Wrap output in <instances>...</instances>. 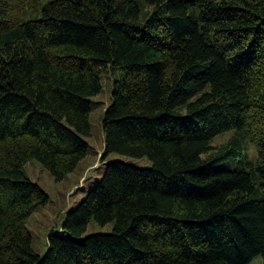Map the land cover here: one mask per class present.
Here are the masks:
<instances>
[{
  "label": "trees",
  "instance_id": "1",
  "mask_svg": "<svg viewBox=\"0 0 264 264\" xmlns=\"http://www.w3.org/2000/svg\"><path fill=\"white\" fill-rule=\"evenodd\" d=\"M28 2L0 0V264L264 262V0ZM106 71L100 158L150 164L106 161L38 254L48 196L22 166L75 169Z\"/></svg>",
  "mask_w": 264,
  "mask_h": 264
},
{
  "label": "rangeland",
  "instance_id": "2",
  "mask_svg": "<svg viewBox=\"0 0 264 264\" xmlns=\"http://www.w3.org/2000/svg\"><path fill=\"white\" fill-rule=\"evenodd\" d=\"M29 1V9L34 8L43 0H27ZM32 9H30L31 13ZM110 71L100 74V91L90 97L91 109L89 112L90 136L86 137L87 153L80 160L75 169L67 173L64 178L55 181L50 173L42 167V165L34 160H28L23 166L24 174L36 182L47 194L48 198L45 204L38 206L27 218L25 223L26 229L31 235V247L38 253L42 254L46 249V235L52 229L60 231V225L66 210L73 208L80 199L85 195L96 180L101 176L105 162L114 158L129 160L138 166H148L150 161L146 157L131 158L117 153H110L100 158L103 151V134L101 131V117L105 106L110 101L111 81L114 75ZM231 132H223L214 137L212 145H219L226 142ZM244 153L251 159L256 158V149L251 142H247ZM234 159H226L220 162V165L232 167L235 163ZM112 223L99 225L93 220L87 224L84 234L90 232L109 231ZM64 234V233H63ZM81 236V237H82ZM248 264H264L260 255L254 256Z\"/></svg>",
  "mask_w": 264,
  "mask_h": 264
}]
</instances>
